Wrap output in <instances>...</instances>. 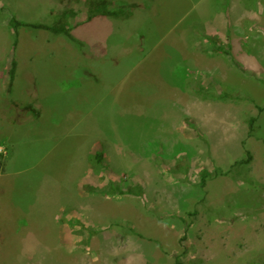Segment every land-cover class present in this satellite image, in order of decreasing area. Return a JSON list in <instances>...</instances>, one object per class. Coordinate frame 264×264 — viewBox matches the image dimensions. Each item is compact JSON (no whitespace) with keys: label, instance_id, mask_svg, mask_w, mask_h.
Masks as SVG:
<instances>
[{"label":"rangeland","instance_id":"1","mask_svg":"<svg viewBox=\"0 0 264 264\" xmlns=\"http://www.w3.org/2000/svg\"><path fill=\"white\" fill-rule=\"evenodd\" d=\"M160 1L155 41L191 2L172 12L175 0ZM127 3L136 18L152 8ZM246 3L261 4L262 26L246 37L258 45L246 41L245 65L232 54L224 66L230 117L214 118L230 133H218L207 117L196 126L172 114L170 100L166 119L126 115L147 58L118 33L129 23L87 24L88 0H0V264H264V0ZM13 18L67 24L75 40L15 32Z\"/></svg>","mask_w":264,"mask_h":264},{"label":"crops","instance_id":"2","mask_svg":"<svg viewBox=\"0 0 264 264\" xmlns=\"http://www.w3.org/2000/svg\"><path fill=\"white\" fill-rule=\"evenodd\" d=\"M125 1L128 2V0ZM182 1L188 0H175L172 12L178 5L180 6L179 3ZM246 1L191 0L189 9L182 17L183 22L175 25L167 33L162 32L163 36L166 35L158 41H155L154 37L160 33L158 29L164 18L160 0H149L152 8H148L146 13H141L143 16H139L140 18H136L137 11L133 7L132 16L127 20L101 17L94 19L93 21L114 19L116 23L124 21L129 23L127 29L118 28V33L124 34L128 39L133 38L130 42L128 40V44H131L130 48L132 47L131 52L135 50L140 53L147 52V58L143 60L141 66L143 67V72L140 74L142 88L140 92H133L138 94H132V97L125 96L128 102L124 105L126 115L151 114L160 117L163 115L166 119L169 114L166 113L165 107L162 108V104L165 100H170L171 105L176 106L172 109V114L178 117H191L192 125L196 126L202 125V119L207 117L210 121L206 120V123L210 124L212 121L217 123L218 126L215 129L217 132L220 129L224 132V128H227L226 132L230 133L228 124L219 121L222 117L218 116L222 115L226 120L230 117V108H226V103L223 102V99L228 101L232 99L228 94L230 91L227 85L230 83L224 66H230L229 59L232 58V54H239V67L245 65L246 41L252 49L258 45L257 42H251L246 37L251 34L250 32H258L262 26L261 4L248 6ZM138 19L143 22L140 28L137 27ZM93 21H86V23L90 24ZM202 36L210 38L212 44L200 45L198 38ZM147 48L148 51H146ZM101 52L111 56L114 54L108 47ZM116 53L121 54L119 51ZM237 72L240 75L241 72L238 69ZM133 76L135 72L129 73V77ZM197 83L202 85L201 90L211 99L203 98L195 93ZM237 89L238 95L240 93L244 95L242 86L240 89L238 85ZM234 99L239 102L245 98L234 97ZM218 110L222 113H215ZM98 112L101 111L95 109L93 115ZM179 123L173 124L180 131ZM223 140H226L224 135Z\"/></svg>","mask_w":264,"mask_h":264},{"label":"trees","instance_id":"3","mask_svg":"<svg viewBox=\"0 0 264 264\" xmlns=\"http://www.w3.org/2000/svg\"><path fill=\"white\" fill-rule=\"evenodd\" d=\"M134 6H131L128 4L126 1H120L119 2V8L117 10H111L108 6V1L107 0H88V18L87 22H91L96 18H114V19H120V20H127L132 16L131 9ZM11 28L15 31L18 32V30L21 27L24 28H31V29H36V30H42V31H47L51 32L54 34L58 35H63L70 41H74L75 37L72 34L71 28L67 24H59V25H54V26H49L47 24H41V23H25V22H20L16 18H13L11 23H10ZM16 62L14 63V69L12 71V79L15 78V67H16ZM264 107H259L258 109L260 111L263 110ZM256 122V119H252L251 123L254 124ZM252 127V126H251ZM253 131V129H251ZM209 177L208 172H203L201 175V183L206 184V180ZM118 193L120 195H125V194H133L132 191L125 192L123 190H118Z\"/></svg>","mask_w":264,"mask_h":264}]
</instances>
